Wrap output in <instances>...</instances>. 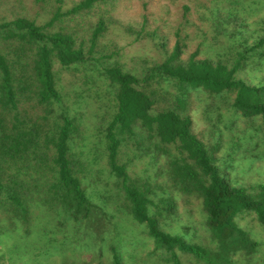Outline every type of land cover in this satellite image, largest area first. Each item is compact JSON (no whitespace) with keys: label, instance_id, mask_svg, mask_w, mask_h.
<instances>
[{"label":"trees","instance_id":"trees-1","mask_svg":"<svg viewBox=\"0 0 264 264\" xmlns=\"http://www.w3.org/2000/svg\"><path fill=\"white\" fill-rule=\"evenodd\" d=\"M121 1L0 18V264H264V0H193L194 51L131 66L113 29L169 38Z\"/></svg>","mask_w":264,"mask_h":264},{"label":"rangeland","instance_id":"rangeland-1","mask_svg":"<svg viewBox=\"0 0 264 264\" xmlns=\"http://www.w3.org/2000/svg\"><path fill=\"white\" fill-rule=\"evenodd\" d=\"M50 0H8L0 5V18L5 17L7 19H13L19 14H25L33 19H37V22L41 25L46 24L52 16L48 15L44 10H53L54 12L59 5L63 6V11L71 8L73 3L78 0H62L63 3L55 2L51 0L50 4H46ZM211 0H201L202 3L206 2L207 6L210 5ZM190 7V13L187 14L185 7ZM44 8V9H43ZM198 8L193 0H124L117 6V17L122 21L129 23H139L141 26L144 21H147V32L158 31L161 34L168 36V40H162L156 37V42L149 38L141 39L142 41L122 34L120 31L113 29L109 35L108 40L115 41L118 44L120 50V56L130 66L133 62H141L142 60L161 61L165 57V52L171 51L174 47L177 39L186 41L188 50L194 51L198 39L193 40L196 37V25L201 21L198 14ZM206 13V10L203 12ZM71 19L63 20L54 26L57 31L60 26L73 25ZM180 32V36L176 34ZM158 42V43H157ZM160 44H166V49L160 47ZM260 76V75H259ZM243 78L258 82V77L253 75L243 74ZM261 77V76H260ZM65 81H72V77L65 75ZM68 86L70 84L67 83ZM194 130L201 136L205 133L206 124L202 120L201 113L194 114ZM242 224L246 231L252 232L257 239H264V233H260V229L256 224L249 221Z\"/></svg>","mask_w":264,"mask_h":264}]
</instances>
